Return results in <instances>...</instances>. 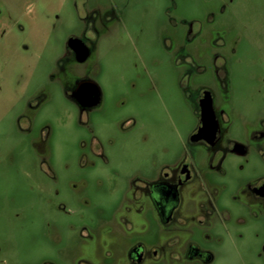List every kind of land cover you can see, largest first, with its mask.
Returning a JSON list of instances; mask_svg holds the SVG:
<instances>
[{
  "label": "rangeland",
  "instance_id": "374dc122",
  "mask_svg": "<svg viewBox=\"0 0 264 264\" xmlns=\"http://www.w3.org/2000/svg\"><path fill=\"white\" fill-rule=\"evenodd\" d=\"M262 2L0 0V264H74L75 234L124 215L128 188L184 145L195 117L179 53L202 57L216 102L211 59L226 57L231 98L260 109ZM93 11L118 18L73 73L67 40L91 35ZM193 20L201 31L189 41ZM76 74L100 88L90 116L66 95ZM94 135L105 159L90 150ZM262 242L248 229L236 249L217 248L213 264H262Z\"/></svg>",
  "mask_w": 264,
  "mask_h": 264
},
{
  "label": "flooded vegetation",
  "instance_id": "af4514ba",
  "mask_svg": "<svg viewBox=\"0 0 264 264\" xmlns=\"http://www.w3.org/2000/svg\"><path fill=\"white\" fill-rule=\"evenodd\" d=\"M227 1L256 8L264 0ZM117 18L115 13L93 11L91 35L82 32L68 38L71 72L77 73L91 56L100 29L107 30ZM199 24L197 20L188 24L189 41L200 33ZM70 39L85 47L83 59L70 47ZM179 57L186 66L181 85L192 103L193 128L184 145L128 188L124 215L75 234L74 264H213L214 251L225 246L236 249L248 229L252 238L263 237L257 256L264 264V104L249 112L248 101L231 98L228 59L221 54L211 59V74L220 92L217 102L215 88L207 81L210 73L198 61L202 57L188 52ZM88 82L94 83L76 74L65 91L79 116H90L102 103L99 87V100L93 103ZM75 91L80 101L72 97ZM259 91L258 87L253 96ZM205 104L210 110L203 116ZM93 139L96 144L90 150L105 159L97 135Z\"/></svg>",
  "mask_w": 264,
  "mask_h": 264
},
{
  "label": "water",
  "instance_id": "95a60500",
  "mask_svg": "<svg viewBox=\"0 0 264 264\" xmlns=\"http://www.w3.org/2000/svg\"><path fill=\"white\" fill-rule=\"evenodd\" d=\"M69 45H70V47L72 49H74L76 51V53L78 55V59H83V57L86 55V49H85V47H82L80 41H78L76 39H70L69 40ZM87 84H88V86H90L93 89L92 92L94 94H93L92 99H94L93 103H96L99 100V89H98V86L96 84H94V83H91V82H88ZM72 97L74 99H76L77 101H80L79 96H77L76 91L73 92ZM209 110H210L209 109V104L208 105L205 104L203 116L207 112H209Z\"/></svg>",
  "mask_w": 264,
  "mask_h": 264
}]
</instances>
